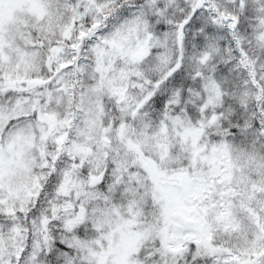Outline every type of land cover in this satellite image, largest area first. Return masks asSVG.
I'll list each match as a JSON object with an SVG mask.
<instances>
[{
    "label": "snow or ice",
    "instance_id": "1",
    "mask_svg": "<svg viewBox=\"0 0 264 264\" xmlns=\"http://www.w3.org/2000/svg\"><path fill=\"white\" fill-rule=\"evenodd\" d=\"M0 264H264V0H0Z\"/></svg>",
    "mask_w": 264,
    "mask_h": 264
}]
</instances>
